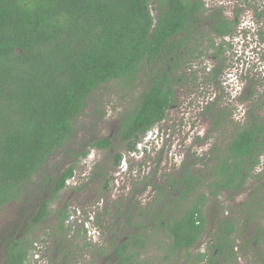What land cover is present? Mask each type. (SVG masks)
<instances>
[{
  "label": "trees",
  "instance_id": "16d2710c",
  "mask_svg": "<svg viewBox=\"0 0 264 264\" xmlns=\"http://www.w3.org/2000/svg\"><path fill=\"white\" fill-rule=\"evenodd\" d=\"M257 17L262 18L256 32L264 47V10ZM238 25V19L225 17L220 9L206 8L205 0H0V209L14 201L33 206L25 214L27 224L21 222V236H0L3 264H26L37 249L31 230L53 214L54 232L64 237L59 238L62 256L52 260L70 264L63 251L67 247H62L70 214L67 207L53 204L77 162L91 149L111 150L106 157L115 168L122 157L120 147L135 152L147 132L165 119L175 87L186 79L193 59L204 49H214L216 57L222 54L223 37L233 35ZM140 72L147 85L120 112L115 132L76 138L74 121L84 114L95 91L114 81L133 92ZM219 73L218 65L210 71L214 77ZM215 105L211 102L206 110ZM215 108L212 117L221 124L225 110ZM103 115L95 112L98 119ZM57 154L61 158L49 167ZM206 154L204 162L193 158L188 165L185 160L164 184L151 182L156 190L153 201L144 210L129 208L136 219L128 213L125 225L112 230L115 243L94 250L103 257L101 263L82 264H152L142 259L148 243L163 251L154 264H230L236 226L229 217L211 216L209 253L199 251L188 258L189 251L208 229L207 199L222 192L232 198L248 179H258L252 196L263 191L264 171H254L264 154V115L251 108L245 121ZM198 163L201 166L194 167ZM105 171L96 163L91 172V180L97 178L103 191L109 189ZM127 206L132 207L131 201ZM76 233L69 249L78 248L86 230ZM262 235L264 226L256 225L250 240L258 242ZM258 262L264 264V255Z\"/></svg>",
  "mask_w": 264,
  "mask_h": 264
},
{
  "label": "rangeland",
  "instance_id": "374dc122",
  "mask_svg": "<svg viewBox=\"0 0 264 264\" xmlns=\"http://www.w3.org/2000/svg\"><path fill=\"white\" fill-rule=\"evenodd\" d=\"M205 6L209 10L218 8L225 17L239 20L233 35L223 37L224 52L216 57L213 56L214 49H204L200 57L193 59L186 70V79L175 87L174 103L167 110L165 119L147 132L135 152L128 153L124 147H120L118 150L122 157L119 165L113 168L110 166L111 160L106 157L111 150L91 149L85 158L77 162L73 176L67 180L68 185L58 192L53 206H65L70 214V223L66 225L67 235L62 242V247H67L63 251L68 253L70 264L91 260L101 263L103 257L95 255L94 250L105 245L109 247L108 243L114 241L116 235L112 233L113 228L123 227L128 213L131 219H136L132 212L137 208L144 210L153 201L156 190L151 182L164 184L167 176L177 172L185 160L188 165L193 164V158L206 161V152L211 146L222 142L242 124L251 108L264 115V47L256 32L261 26L262 18L259 19L257 15L264 10V0H205ZM220 41L217 39L216 42ZM217 65L220 73L214 77L210 71ZM136 83L133 92L123 89L121 84L114 81L101 85L95 91L94 98L88 101L84 114L74 121V136L81 139L85 135H112L117 128L120 112L130 107L131 98L147 85V78L142 72L138 74ZM211 102L224 108L226 117L223 123H217L212 117L218 110L216 105L206 110ZM98 110L104 114L100 119L95 116ZM60 158V154L54 155L48 163L49 167H55L56 160ZM96 163L101 168L105 167V172L110 176L108 190L101 189V182L97 178L91 180L92 167ZM195 165L201 166L200 163ZM260 171H264V154L254 172ZM257 183L258 179H248L243 190L232 198L228 199L226 193L222 192L217 198L206 200L204 213L208 229L190 249L188 258L199 251L210 252L211 236L208 230L212 228L211 220H214L211 216L216 214L221 218H232L236 226L230 264H259L256 261L264 255V235L258 242L250 240L255 235V226H264V189L252 196ZM250 199L257 205L251 202L249 206H244L243 203ZM129 201L132 207L127 206ZM32 210L33 206L26 200L3 206L0 209V236H21L24 228L21 222L27 224L25 214ZM82 228L86 230L85 237L79 240L77 249H69L73 246L69 245L73 242L70 237L77 236V229ZM55 230L54 214L49 215L44 223L33 227L29 237L36 241L37 249L36 253L33 250L26 264L57 262L52 258L62 256L58 248L59 238L64 236ZM53 233L56 234L54 237ZM86 242L87 246L84 245ZM114 243H110V246ZM147 246L142 252V259L154 264L163 251L155 243H148ZM255 253L258 256H254ZM0 262L3 264V259ZM106 264H110V260Z\"/></svg>",
  "mask_w": 264,
  "mask_h": 264
},
{
  "label": "flooded vegetation",
  "instance_id": "af4514ba",
  "mask_svg": "<svg viewBox=\"0 0 264 264\" xmlns=\"http://www.w3.org/2000/svg\"><path fill=\"white\" fill-rule=\"evenodd\" d=\"M68 180V179H67ZM67 180H66V185H65V187L68 185V182H67ZM54 205V204H53ZM56 208H60L59 206L58 207H56ZM55 215V224H56V222H57V215L56 214H54ZM70 223V220H69V217L65 220V225H68ZM56 226V225H55ZM60 235H63V232H61L60 233ZM89 239V238H88ZM36 251V249H34V252ZM36 253V252H35ZM257 254L259 253V252H256ZM256 253L254 254V256H258V255H256ZM36 255V254H35ZM34 257V256H33ZM206 260H207V257H206ZM259 261V260H258ZM258 261H256V262H258ZM88 262V261H87ZM201 264H207V263H205V261H203V263H201Z\"/></svg>",
  "mask_w": 264,
  "mask_h": 264
}]
</instances>
